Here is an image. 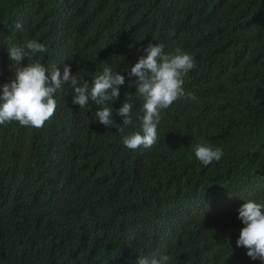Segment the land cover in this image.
<instances>
[{"label": "trees", "instance_id": "16d2710c", "mask_svg": "<svg viewBox=\"0 0 264 264\" xmlns=\"http://www.w3.org/2000/svg\"><path fill=\"white\" fill-rule=\"evenodd\" d=\"M33 39L61 78L66 65L90 87L105 66L123 75L109 104L128 98L134 127H105L100 106L72 103L70 83L43 127L0 125V264H137L159 253L169 264H264L236 246L238 209L264 199V0H0V86L19 67L7 49ZM149 42L194 57L183 87L196 99L162 110L156 144L131 150L122 137L142 131L144 101L128 73ZM198 143L221 159L204 166Z\"/></svg>", "mask_w": 264, "mask_h": 264}, {"label": "clouds", "instance_id": "9594fccd", "mask_svg": "<svg viewBox=\"0 0 264 264\" xmlns=\"http://www.w3.org/2000/svg\"><path fill=\"white\" fill-rule=\"evenodd\" d=\"M15 28L21 29L22 24L18 22ZM164 47L163 44L149 42L143 49L146 55L140 56L128 73L130 86H136V93L144 101L142 131H134L122 137V143L128 149L153 147L158 140L157 128L162 110L180 98L196 99L195 94L186 93L183 87L186 75L196 66L194 57L180 48L175 53H165ZM7 51L9 59L19 67L16 69L15 80L0 86V125L17 121L25 127H43L55 114V92L62 83H70L74 89L72 103L80 108L90 101L100 106L95 117L105 127H116L118 132H124L128 126L134 127L133 105L128 102V98L119 109H114L109 104L119 97L120 86L125 84V77L112 66H105L102 74L96 76L90 87L88 82L79 83L71 73L70 66H65L62 78L56 66L49 71L38 58V54L45 53L47 47L35 39L13 45ZM25 58L26 65L20 66ZM133 77L134 80L131 79ZM114 112L123 117L122 126L116 123ZM222 155L221 149H214L206 143H198L195 147V156L204 166L219 161ZM238 219L244 227L236 246L246 248V254L252 260L264 261V199L259 202L245 201L238 209ZM159 254V258L150 261L139 258L137 264H169L171 257L165 253Z\"/></svg>", "mask_w": 264, "mask_h": 264}]
</instances>
